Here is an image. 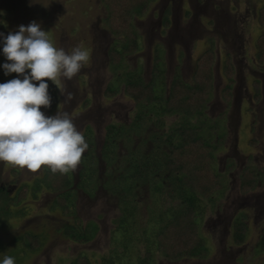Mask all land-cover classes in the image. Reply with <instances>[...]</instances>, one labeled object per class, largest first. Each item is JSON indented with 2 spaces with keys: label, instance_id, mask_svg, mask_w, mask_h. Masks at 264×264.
I'll list each match as a JSON object with an SVG mask.
<instances>
[{
  "label": "rangeland",
  "instance_id": "rangeland-1",
  "mask_svg": "<svg viewBox=\"0 0 264 264\" xmlns=\"http://www.w3.org/2000/svg\"><path fill=\"white\" fill-rule=\"evenodd\" d=\"M263 7L264 0H155L144 16L134 19L140 50L127 54L120 67H115L108 52L112 45L119 44L120 38L112 34L105 22L108 11L102 0H0V32L5 35L35 20L48 32L55 47L70 51L82 45L89 52L88 63L71 80L57 78L64 95L51 81L58 104L51 113L42 111L48 116L55 115L58 107L67 111L83 135L90 126L97 154L103 150L107 126L123 127L117 136L107 139L112 142L114 165L97 160L96 193H79L75 215L54 207L57 194L34 186L36 178L50 170L47 166L33 173L0 162V183L16 185L11 196L22 182L29 185L27 198L12 208L10 218L4 219L0 227V262L11 256L15 264H70L85 253L94 264H137L146 249H155L147 240L151 233L147 230L157 225L156 214L166 215L170 207H177L180 202L176 187L168 179L161 151L169 152L166 134L189 120L179 113L159 116L148 102L138 104L127 96L124 83L132 75L150 82L159 55L163 74L153 87L157 95L165 97L177 71L185 82L193 84L199 57L213 48V94L205 108L203 135L218 147L217 167L225 176V188L215 194L214 201L202 198L205 214L201 233L208 241L210 255L171 262L154 250V264H264V251L258 250L264 238V61L259 60L256 45L264 34L260 13ZM167 13L169 25L165 24ZM2 41L0 37V77L9 81L19 74L5 75L3 64L8 61ZM228 54L235 66V84L229 100L223 94L229 82L224 72ZM256 80L260 81L258 86ZM110 85L118 90L117 94L108 95ZM67 93L73 94L70 102L65 100ZM197 119L190 121L196 123ZM94 156L97 159L95 153ZM143 156H150L159 170L145 173L138 180L131 163ZM248 166L261 176L255 189L243 193L241 175ZM81 171L80 160L73 170L76 180ZM122 176L134 184L137 181V185L120 196L117 192L130 184L121 179L120 185L118 177ZM157 182L164 183L161 192L155 188ZM22 208L28 211L24 216L18 212ZM125 216L130 218L129 226L121 222ZM236 218L249 227L247 240L241 245L233 241ZM89 222L97 223L99 228L87 243L73 241L66 234V228H85ZM125 228L132 231L125 233ZM27 233L40 236L42 245L36 251L26 247Z\"/></svg>",
  "mask_w": 264,
  "mask_h": 264
},
{
  "label": "trees",
  "instance_id": "trees-1",
  "mask_svg": "<svg viewBox=\"0 0 264 264\" xmlns=\"http://www.w3.org/2000/svg\"><path fill=\"white\" fill-rule=\"evenodd\" d=\"M155 0H102L106 6L108 15L105 22L110 31L116 38L119 44L112 45L109 49V56L115 67H120L127 54H131L140 50V35L136 31L134 19L136 16H144ZM261 21L264 22V7L260 11ZM165 16V24L169 25L170 20ZM0 20H3L0 17ZM257 53L259 60L264 61V34L257 40ZM119 46V47H118ZM216 54L213 48L205 51L198 59L196 70L193 76V84L185 82L181 76L180 71H177L171 81L169 93L167 96L157 95L154 91L158 77H161L163 70L159 68L161 57L156 55L155 66L153 70V78L150 82L145 83L142 77L135 78L134 75L130 77L125 83L124 92L127 96L134 99L138 104L145 101L153 106L155 112L159 116L173 115L176 113L185 116V124L175 128L170 134H167L165 142L168 144L169 152L162 150L164 157V167L169 172L168 179L171 180L176 187V199L180 202L177 207H170L166 215L163 213L156 214L155 220L157 225L152 229L144 231L148 233L147 240L155 249L148 248L144 256L138 258L137 264H154V250L161 252L165 258L171 262H176L180 259H204L210 255V248L206 237L201 233L202 218L205 214V208L202 205V198L214 201V196L218 192H222L225 188L224 174H221L217 167V146L205 138L203 135L205 108L209 103L213 94V66L215 63ZM225 69L229 82L223 94L225 99H231L232 90L235 84L233 78L235 74V66L232 62V56L227 55L225 60ZM162 79V78H161ZM7 82L0 77V83ZM49 84V94L52 102L50 108L41 107L48 112H53L58 104L56 93L51 85V80L47 81ZM38 83V82H37ZM256 85L260 84L259 80L255 81ZM109 86L108 95L117 94V89ZM257 98L259 92H257ZM88 103H86L87 105ZM198 118L196 123L190 120ZM210 128H218L211 126ZM219 129V128H218ZM88 132L84 134L85 141L89 145V153L84 154L81 159L83 165L81 171V187L87 190H93L87 187L89 182L97 176V164L94 156V139L91 128L88 127ZM123 127H117L115 124L107 126V136L105 145L102 151V158L107 165H114V155L110 147L112 142L107 139L117 136ZM90 137V138H89ZM180 137V139H177ZM177 139V140H176ZM224 139V135L220 136V140ZM255 143V141H254ZM134 177L143 179L145 173L157 172L156 165L150 156H143L137 159L133 164ZM229 169L232 165L229 164ZM149 176V174H148ZM261 174L254 170L251 166L244 169L241 175V192L247 193L255 189L258 185ZM71 171L66 174L57 172L53 174L51 170L45 171L43 176L36 178L34 186L39 187L42 191L50 193H58L53 204L56 208H62L65 214L76 213V205L73 194L66 191L72 184ZM118 181L122 185L123 181L130 182L126 176H122ZM122 179V180H121ZM130 182L128 188L117 192L120 196L126 193L130 188L137 185ZM28 186V187H27ZM23 186L18 196H10L8 191L0 188V227H2L3 220L8 219V213L12 208L20 204L28 195L29 185ZM163 187V183H155V188L159 191ZM124 192L123 194H120ZM36 196V195H35ZM15 208V207H14ZM22 208L18 212L22 216L26 215ZM8 217V218H7ZM122 224H126V220H121ZM129 226V225H128ZM125 233L132 231L131 228H125ZM66 234L78 243H87L92 240L98 231L97 223L89 222L85 228L69 227L66 228ZM249 227L243 220L236 218L233 223V241L237 245L245 243L247 240ZM28 241L25 240V245L32 252L36 251L41 245V238L37 234L27 233ZM125 237L127 238L126 234ZM12 242L16 243L17 240ZM26 242L28 244H26ZM3 246H0L2 249ZM259 251H264V238L259 242ZM70 264H94L90 257L85 254H79ZM112 264V263H111Z\"/></svg>",
  "mask_w": 264,
  "mask_h": 264
},
{
  "label": "clouds",
  "instance_id": "clouds-1",
  "mask_svg": "<svg viewBox=\"0 0 264 264\" xmlns=\"http://www.w3.org/2000/svg\"><path fill=\"white\" fill-rule=\"evenodd\" d=\"M3 38L5 75L19 74L0 83V162L33 173L47 166L53 174L75 170L89 147L67 111L48 116L41 107H51L48 80L64 95L58 77L71 80L89 61V52L78 45L70 51L57 48L40 23L19 25ZM20 76L23 78L21 79ZM38 82V83H37ZM67 93L65 100L73 99ZM0 264H15L5 256Z\"/></svg>",
  "mask_w": 264,
  "mask_h": 264
},
{
  "label": "flooded vegetation",
  "instance_id": "flooded-vegetation-1",
  "mask_svg": "<svg viewBox=\"0 0 264 264\" xmlns=\"http://www.w3.org/2000/svg\"><path fill=\"white\" fill-rule=\"evenodd\" d=\"M124 89H125V83H124ZM169 93V92H168ZM86 103H88V102H86ZM86 105V104H85ZM88 105V104H87ZM56 108V107H55ZM54 111V110H53ZM88 127H90V126H87V130H86V132H85V134L89 131L88 130ZM117 127H119V126H117ZM91 128V127H90ZM91 131L93 132V130H92V128H91ZM171 132H169V133H167V134H170ZM166 134V135H167ZM93 135V134H92ZM118 135V134H117ZM106 136H107V133H106V135H105V139H104V145H105V140H106ZM90 138V137H89ZM94 139V138H93ZM104 145H103V148H104ZM166 145L168 146V144L166 143ZM102 151L103 150H100V152L97 154V152H96V150H94V153H95V155H96V164H97V160L100 158V159H102L104 162H105V160L102 158ZM89 153V147L86 149V152H85V155L86 154H88ZM83 156V155H82ZM81 159H82V157H81ZM82 164V163H81ZM105 164H106V162H105ZM107 165V164H106ZM82 167H83V165H82ZM156 169H157V172H158V168L157 167H155ZM15 169V168H14ZM17 170H19V169H17L16 168V170H14V172L16 173V175H17V173H18V171ZM165 170H167L166 168H165ZM71 171V175H72V179H71V181H72V184L70 185V187L66 190V191H64V192H68L69 194H73V198H74V201H75V205H76V211H77V208H78V196H79V193L81 194V193H85V194H87V196L88 195H92V194H95L96 193V190H97V184H96V182H97V176L92 180V182H89V185H86L87 187H91V188H93V190L91 191V190H87V188H84V187H81V183L79 182V181H81V178H82V176H81V174L79 173V180H76V178H75V174H73V170H70ZM156 174H158V173H156ZM168 174H169V172H168ZM118 181H119V177H118ZM79 183V184H78ZM119 183V182H118ZM161 183H163V182H161ZM27 181H25V182H22L21 184H20V186H19V188L15 191V194H14V196L15 195H17L18 193H19V190L20 189H22L23 187L22 186H27ZM163 186H164V183H163ZM15 187H16V185L14 184H12V183H8V184H6L5 182H2V183H0V188H2L3 190H5V191H8V193H9V195L11 196L12 195V191H13V189H15ZM22 187V188H21ZM162 189H163V187H162ZM162 189L161 190H159L160 192L162 191ZM44 192H46V193H49V194H58V193H50V192H47V191H44ZM28 196V195H27ZM57 196V195H56ZM37 197V196H36ZM27 198V197H26ZM34 200H38V199H34ZM15 206H17V205H15ZM14 206V207H15ZM56 208V207H55ZM24 209V208H23ZM57 209H62V208H57ZM25 210V209H24ZM27 210V209H26ZM25 212V214H27V212L28 211H24ZM77 213V212H76ZM125 217H127V218H125V219H123V221L124 220H126V224H127V226L130 224V218H128V216H125ZM122 222V221H121ZM98 226V225H97ZM99 228V227H98Z\"/></svg>",
  "mask_w": 264,
  "mask_h": 264
}]
</instances>
